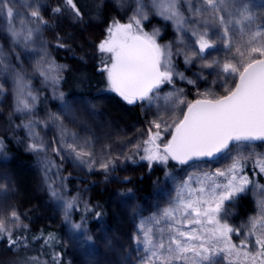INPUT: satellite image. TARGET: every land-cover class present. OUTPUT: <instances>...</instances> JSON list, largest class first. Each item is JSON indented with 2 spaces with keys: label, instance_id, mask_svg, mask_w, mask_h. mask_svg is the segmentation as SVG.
<instances>
[{
  "label": "snow or ice",
  "instance_id": "6c2138e0",
  "mask_svg": "<svg viewBox=\"0 0 264 264\" xmlns=\"http://www.w3.org/2000/svg\"><path fill=\"white\" fill-rule=\"evenodd\" d=\"M64 4L77 18L81 17L74 0H64ZM23 7L29 9L27 19L16 9L14 0H0V14L6 18L13 43H22L27 48L38 41L41 26L47 22L41 15L45 5L40 0H32ZM149 9L173 24L177 33L174 42L161 46L156 42L159 29L151 33L143 30ZM52 11L60 13L62 10L56 7ZM17 18L19 27L15 23ZM98 51L106 55L100 71L106 73L109 89L128 104L140 102L145 108L156 109L155 118L149 122L147 138L134 146L137 154L143 152L141 160L148 161L149 166L153 162L166 166L170 160L187 165L190 161L217 155L231 161L224 168L204 171L198 176L189 175L176 182L175 195L167 207L141 219L137 225L138 234L133 236L137 253L143 252L138 264H264V186L254 184L244 171L252 161L253 167L264 174V154L237 151L233 155L230 147L264 141V2L148 0L145 3V0H135L129 22L114 21L107 29L106 38L98 45ZM174 55L183 56L186 65L199 63L201 72L197 79L204 78L203 69L213 70L224 94L217 95L206 89L200 99L187 102L183 90L174 87L173 91L162 95L161 86H174V78L196 83L176 70ZM57 67L47 64L38 71L46 79L51 77L55 84L59 80L53 75ZM0 68L7 71L2 54ZM23 79L16 74L14 111L29 114L36 97L31 91H24ZM2 91L3 85H0ZM59 98L64 100L63 93ZM63 108L71 115V105L67 101ZM50 119L60 129L59 147L53 149L56 155L63 152L89 170L96 164L105 171L113 166L112 158L98 161L91 150V141L71 132L60 116ZM37 125V121L27 120L17 127L27 130L30 151L46 153L48 146L36 131ZM165 134L170 136L166 142ZM42 163L50 194L63 210L65 225L73 234H78L74 235L75 242L82 249L86 246L95 249V237L84 226L86 217L82 216L79 223L72 222L78 198L65 199L61 191L63 183L55 185L48 175L57 169L52 174L63 180L54 161L45 155ZM165 175L175 182L170 173ZM249 185L258 189L262 198L257 201V215L242 226L244 238L234 244L231 236L233 233L241 235V228L227 222L224 205L245 192ZM84 210L90 211L86 206ZM96 215L99 217L100 213ZM14 228H27L15 210L7 222L0 218V238H6L10 248L19 240V237L13 238ZM53 239L49 234L48 240ZM53 259L59 264L58 254Z\"/></svg>",
  "mask_w": 264,
  "mask_h": 264
},
{
  "label": "rangeland",
  "instance_id": "374dc122",
  "mask_svg": "<svg viewBox=\"0 0 264 264\" xmlns=\"http://www.w3.org/2000/svg\"><path fill=\"white\" fill-rule=\"evenodd\" d=\"M111 1L115 7L124 10V12L122 10H118V12L127 15V21L122 24L128 23L134 10L135 0ZM30 2L32 0H14L16 9L25 19L28 18L29 9L23 5ZM42 2L46 3V0H40L41 4ZM250 2L258 4L264 0H250ZM90 3L95 8V0H90ZM145 3H148V0H145ZM42 16L44 17V15ZM89 18L87 19L89 22H92L91 20L95 22L99 19L92 15ZM18 19L15 23L19 27ZM44 19L47 24L41 26L38 41L25 48L22 43H13V39L7 31L6 18L0 14V54L3 56L4 67L7 68V71L0 68V85H3V91L0 92V141L3 142V147L0 148V218L7 222L13 210L19 214L22 223L27 225V228H14L13 233L27 229L51 228L61 230L70 264H138L143 252L137 253L133 236L138 234L137 225L141 219H147L167 207L175 195L176 182L186 179L189 175L198 176L204 171L224 168L231 161L226 156H221L210 162L179 165L170 160L166 166L156 162L149 166L148 161L141 160L140 156L143 155V152L137 154L134 146L147 138L149 122L155 118L156 109L145 108L140 102L128 104L117 93L111 91L108 85L105 90L92 96L71 95L70 93L69 95L67 92L61 91L60 80L63 75V64L55 60L51 44L43 37L51 27L45 17ZM153 29H159L156 42L161 46L174 42L176 39L177 33L173 24L155 15L149 9L148 19L143 21V30L151 33ZM220 55L223 53L221 52ZM103 60H106V55L101 53V62ZM45 62L58 66L57 71L53 73L59 77L57 83L54 84L51 77L46 79L38 71L40 68L47 67ZM173 63L178 72L183 73L188 79L195 80L196 83L189 84L187 80L174 78V86L168 84L161 86L162 95L173 91L174 87L183 90V96L187 102L200 99V94L206 89H210L217 95L224 94V89L220 86L221 82L217 80L213 70L203 69L204 78L197 79V74L201 72L199 63L186 65L183 56L175 55L173 56ZM17 73L24 78V91H31L36 97L33 102V110L29 114L14 111L17 100L15 84ZM104 74L106 77V73ZM60 93H63V101L59 98ZM65 101L71 105V115L65 113L63 108ZM181 108L186 111L185 106L182 105ZM54 115L60 116L63 125L71 132L76 133L82 139L87 138L91 141V150L98 161L112 158L113 166L105 171L99 167V164H96L89 170L87 166L80 165L73 157L66 156L63 152L59 156L56 155L53 149L59 147L60 129L50 119ZM27 120L38 122L36 131L48 146L46 153L38 154L28 149L27 130L23 127H17L22 122L26 123ZM168 139L170 136L165 134L164 142ZM7 140L13 141L19 149L31 153L33 163H22L14 160L8 152ZM248 145L243 144L240 147L234 145L232 154L234 155L237 151H243L245 154L249 151L264 154V143L251 144V147ZM45 155L58 166L59 177L63 178L62 181L52 174L57 169H53L52 173L48 175L55 181V185L63 183L64 188L61 191L65 199L78 198V207L72 211L71 215L73 223H79L74 219L78 211L85 206L90 207L91 204L88 190L81 189L80 180L90 179L92 181L94 177H101V174L111 172L117 167L121 168L125 164H145L148 168L155 166L163 168L165 174L170 173L172 177H175V182L166 178L165 175L164 179L157 183L155 189L146 195L133 192L129 188L114 189L108 197L106 215L103 218L94 219L92 225L84 223L88 232L95 237V249L87 246L82 249L74 239V235L78 234H73L64 223L63 210L59 201L50 194L48 183L45 180L44 164L42 163ZM254 159L255 157H253ZM22 169L27 172L25 176L18 172ZM244 171L254 184L264 186V174H261L258 168L253 167L252 161H249ZM25 180H31V186L27 192L24 189ZM69 180H73L74 185L71 187L68 184ZM244 197H250L252 209L246 217L236 219L238 199ZM261 198L259 190L253 185H249L246 191L237 194L234 200L225 202L224 209L227 212V222L235 228H241V235L238 236L233 233L231 236L234 244H239L244 238L245 229L242 226L247 224L250 217L257 215V201ZM15 248L17 251H15L16 254H13L20 257L18 262H26V256L20 255L22 252L28 253L29 247L22 245ZM222 264H226V262H222Z\"/></svg>",
  "mask_w": 264,
  "mask_h": 264
},
{
  "label": "trees",
  "instance_id": "16d2710c",
  "mask_svg": "<svg viewBox=\"0 0 264 264\" xmlns=\"http://www.w3.org/2000/svg\"><path fill=\"white\" fill-rule=\"evenodd\" d=\"M74 2L81 12L79 18L67 9L64 0L42 2L45 7H42L41 14L51 25L50 30L43 37L51 44L55 60L63 64V75L60 80L61 91L71 95L92 96L105 90L108 85L104 72L100 71L102 65L98 45L106 38L107 29L111 22L123 23L128 18L122 13L124 10L115 7L111 0H95V8L92 7L90 0H74ZM56 7H60L62 11L54 13L52 9ZM129 9L130 6L128 11ZM118 10H122V12L120 13ZM91 15L99 19L95 22L93 20L89 22L87 19ZM6 142L8 152L14 160L22 163H33L31 153L19 149L11 140ZM22 171L18 170L19 174L25 176L27 172L24 169ZM108 173L101 174V177H94L92 181L90 179L80 180L81 189L88 190L91 204L90 207L86 206L90 211L85 212V207L78 211L74 217L75 221L81 222V217L84 216L86 217L84 223L92 225L94 219L103 218L107 213L108 197L114 189L129 188L133 192L146 195L150 194L157 183L165 177L163 168L158 166L148 168L145 164H125ZM30 184L31 180H25L24 189L26 192L29 191ZM68 184L69 187L73 186V180H69ZM238 200L236 219H242L252 209L251 200L250 197L239 198ZM96 213H100V216L97 217ZM49 234L55 239L45 243ZM17 237H19L18 243L11 248L6 238H0V264H56L53 257L57 254L59 264H70L61 230L51 228L27 229L14 232L13 238L16 239ZM22 245L29 248L28 253L22 252L20 255L26 256V262L19 263L18 258L20 257H16L15 251L17 250L15 247Z\"/></svg>",
  "mask_w": 264,
  "mask_h": 264
},
{
  "label": "water",
  "instance_id": "95a60500",
  "mask_svg": "<svg viewBox=\"0 0 264 264\" xmlns=\"http://www.w3.org/2000/svg\"><path fill=\"white\" fill-rule=\"evenodd\" d=\"M260 144V143H264V141H252V142H245L244 144ZM235 145V144H234ZM234 145H231L230 147L232 148ZM221 155H217L215 158H208V157H205V158H201L199 160H193V161H190L189 163H194V162H210V161H215L217 160L218 158H220Z\"/></svg>",
  "mask_w": 264,
  "mask_h": 264
}]
</instances>
